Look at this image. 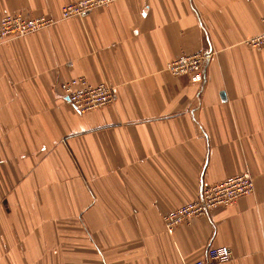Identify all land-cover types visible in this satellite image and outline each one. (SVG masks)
<instances>
[{
  "label": "crops",
  "instance_id": "obj_1",
  "mask_svg": "<svg viewBox=\"0 0 264 264\" xmlns=\"http://www.w3.org/2000/svg\"><path fill=\"white\" fill-rule=\"evenodd\" d=\"M74 0H0L6 14L60 17ZM264 0H117L0 40V264H264ZM213 51L204 83L173 75ZM85 76L115 100L78 111L61 84ZM249 173L250 195L163 216L204 183Z\"/></svg>",
  "mask_w": 264,
  "mask_h": 264
},
{
  "label": "built area",
  "instance_id": "obj_2",
  "mask_svg": "<svg viewBox=\"0 0 264 264\" xmlns=\"http://www.w3.org/2000/svg\"><path fill=\"white\" fill-rule=\"evenodd\" d=\"M117 0H74L64 4L60 17L24 14H6L0 19V40L23 37L58 22L78 16H83L92 10L108 6ZM247 44L264 51V16L263 29L260 33L248 38ZM213 56V51H199L193 54H182L169 61L166 69L173 75H187L191 82L204 83L206 80L205 65ZM69 102L80 112H88L111 104L116 93L114 87L106 82L92 83L85 76L73 77L61 84ZM255 190V184L249 173L230 176L217 183H204L200 197L194 202L186 203L163 216L165 226L170 234L180 223L193 216L208 215L210 210L218 205L229 206L238 198L250 195ZM231 257V250L226 247H210L204 259L191 264H216Z\"/></svg>",
  "mask_w": 264,
  "mask_h": 264
}]
</instances>
